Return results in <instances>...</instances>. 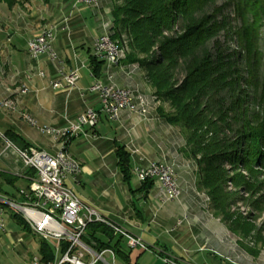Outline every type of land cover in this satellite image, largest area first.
<instances>
[{
  "label": "crops",
  "instance_id": "obj_1",
  "mask_svg": "<svg viewBox=\"0 0 264 264\" xmlns=\"http://www.w3.org/2000/svg\"><path fill=\"white\" fill-rule=\"evenodd\" d=\"M0 3L5 4L0 8V99L14 101V108L0 107V142L4 143L1 136L11 130L27 146L55 155L63 144L41 128L61 129L88 108L99 111L98 93L89 90L94 82L129 87L145 99V113L123 109L116 119L101 113L95 127L85 126L65 144L67 153L81 166L78 179H67L66 184L73 190L78 188L74 192L83 203L141 238L146 246L130 248L124 237L113 235L110 240L96 233L98 241L108 245L100 250H110L104 255L110 257L111 264H168L167 259L178 264H264V252L249 256L207 209L203 192L196 188V163L181 151L184 136L158 114L159 102L139 65L126 64L124 59L116 64L98 58L94 61L95 40L103 33L102 25L112 21L111 0H100L98 9L79 0H17L12 6ZM47 27L54 30L52 47L58 60L47 54L34 58L28 52V41ZM73 70L79 73L74 87L50 84ZM22 112L31 115L35 124L25 120ZM118 145L129 152V180L119 171ZM8 149L4 145L0 152ZM11 153L3 161L9 171L3 172L17 177V189H7L5 184L3 190L20 200L18 192L28 187L31 177L13 150ZM149 161L175 168L179 197L169 200L155 179L141 188L143 181L134 169ZM118 240L120 253H114ZM47 243L55 259L53 244ZM95 244L89 245L94 251ZM37 257L42 259L41 253ZM84 260L91 262L92 255L86 253Z\"/></svg>",
  "mask_w": 264,
  "mask_h": 264
},
{
  "label": "trees",
  "instance_id": "obj_2",
  "mask_svg": "<svg viewBox=\"0 0 264 264\" xmlns=\"http://www.w3.org/2000/svg\"><path fill=\"white\" fill-rule=\"evenodd\" d=\"M0 2L12 6L17 0ZM111 2L112 37L125 47L124 63L139 65L159 102L158 114L182 132L181 151L196 163V188L208 196V210L233 235H246L250 224L230 210L237 197L227 183L253 195L264 171V0ZM4 137L20 149L28 147L11 130ZM116 155L119 171L129 180V152L118 145ZM34 173L27 168L28 177ZM16 180L0 171V194L16 199L3 190L5 184L17 189ZM150 182L146 179L141 188ZM18 195L22 201L20 190ZM96 233L110 240L115 234L101 223L86 227L82 241H95L99 252L108 245L98 241ZM118 244L114 253H120ZM242 246L254 257L260 252ZM39 253L43 260L54 259L44 239Z\"/></svg>",
  "mask_w": 264,
  "mask_h": 264
},
{
  "label": "built area",
  "instance_id": "obj_3",
  "mask_svg": "<svg viewBox=\"0 0 264 264\" xmlns=\"http://www.w3.org/2000/svg\"><path fill=\"white\" fill-rule=\"evenodd\" d=\"M79 1L94 9L100 7V0ZM111 23L107 21L102 25L103 33L95 40L93 51L96 58L109 64H116L125 58V47L112 37ZM53 38V28L47 27L38 36L30 39L27 44L30 56L36 58L38 55L47 54L52 59L58 60L52 47ZM78 78V71L73 70L69 74H62L58 80L50 81V84L56 88L74 87ZM27 90L24 86V92ZM89 90L98 93L101 102L99 111L88 108L61 129L41 128V131L51 134L55 142L63 144L55 155L31 146L26 148L27 168L35 171L28 185L29 227L33 234L52 243L57 254L53 260H43L35 256L31 259V264H95L100 260L105 261L104 253L110 250L96 252L82 241L86 227L94 222L106 225L115 235L119 234L126 238L130 248H146L141 238L130 234L99 211L97 212L96 209L83 203L74 190L66 184L67 179L76 181L81 172L80 164L72 159L65 149V144L69 139L84 131L85 126L95 127L101 113L109 119H116L123 109L138 113L147 111L144 97L141 94H135L129 87H112L98 81L91 84ZM1 105L12 107L9 99H0V107ZM25 120L35 124L34 119L28 113H25ZM1 138L5 143V148H11L18 156V148L5 137L1 136ZM1 155L2 152H0V158ZM174 169L169 164L149 161L143 167H136L134 172L140 181L155 179L161 191L166 194L165 196L173 199L179 197L181 193ZM4 205L10 208H20V200L0 194V227L4 224L2 216ZM63 246L65 250L62 251ZM86 253L92 255L91 262L84 260ZM166 262L178 264L169 259Z\"/></svg>",
  "mask_w": 264,
  "mask_h": 264
},
{
  "label": "rangeland",
  "instance_id": "obj_4",
  "mask_svg": "<svg viewBox=\"0 0 264 264\" xmlns=\"http://www.w3.org/2000/svg\"><path fill=\"white\" fill-rule=\"evenodd\" d=\"M0 8H5V4L0 3ZM261 35V45L264 47V30L261 31ZM166 107L168 108L167 105ZM4 145L5 143L0 142V149ZM11 150L8 149L1 156L0 170L2 171H9L8 165L4 164L3 161H7V157L11 156ZM259 180L261 184L258 187L257 193L253 195L245 193L239 187L232 186L230 182L227 183V189L231 193L235 192L234 196L235 198L237 197L230 210L234 213V216L244 217L246 222L250 224L249 227H251L246 235L235 236L231 233V236L244 251L246 250L242 244L247 247L260 249L258 256L261 252H264V171H262ZM67 185L70 186L71 184L67 183ZM5 188L14 190L10 185L5 186ZM74 191L78 192V188L74 187ZM202 195H204L205 204L208 209L209 198L204 193ZM16 215L24 218L23 213L18 208H10L6 205L2 206L4 224L3 227H0V264H29L33 257L40 256L39 247L43 239L39 235H35L24 229ZM20 237H22V241L18 242ZM103 258L105 261L100 260L99 263L111 264L110 257L104 255Z\"/></svg>",
  "mask_w": 264,
  "mask_h": 264
},
{
  "label": "bare ground",
  "instance_id": "obj_5",
  "mask_svg": "<svg viewBox=\"0 0 264 264\" xmlns=\"http://www.w3.org/2000/svg\"><path fill=\"white\" fill-rule=\"evenodd\" d=\"M23 90H24V88H23ZM9 101L11 102V105H12V107L11 106H8V105H1V107H3V108H6V109H10V108H14V101H12V100H10L9 99ZM21 116L25 119V112H22L21 113ZM18 159H20L21 161H22V165H24V167L25 168H27V153H26V150H23V149H20V148H18ZM21 165V166H22ZM20 166V167H21ZM23 170V169H22ZM21 170V171H22ZM26 170V169H25ZM24 173V172H23ZM22 176H23V174H22ZM27 176V175H26ZM25 177V176H24ZM27 179V178H26ZM20 193H21V195H22V197L24 198L21 202H20V208H18V207H15V208H18L22 213H23V215H24V218H23V220L28 224V226H29V207H28V187L27 188H25V189H22V190H20ZM11 208H14V207H11ZM29 264H31V261H30V263Z\"/></svg>",
  "mask_w": 264,
  "mask_h": 264
}]
</instances>
